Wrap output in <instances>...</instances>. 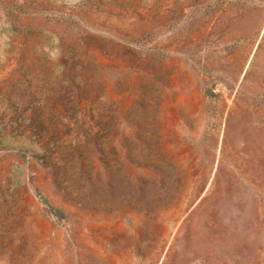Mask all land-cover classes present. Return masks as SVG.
Wrapping results in <instances>:
<instances>
[{"label":"rangeland","instance_id":"rangeland-1","mask_svg":"<svg viewBox=\"0 0 264 264\" xmlns=\"http://www.w3.org/2000/svg\"><path fill=\"white\" fill-rule=\"evenodd\" d=\"M0 264H264V0H0Z\"/></svg>","mask_w":264,"mask_h":264},{"label":"trees","instance_id":"trees-1","mask_svg":"<svg viewBox=\"0 0 264 264\" xmlns=\"http://www.w3.org/2000/svg\"><path fill=\"white\" fill-rule=\"evenodd\" d=\"M42 201L46 204V206L50 212H52L53 214H59L60 213V210L51 206L46 199L42 198Z\"/></svg>","mask_w":264,"mask_h":264}]
</instances>
